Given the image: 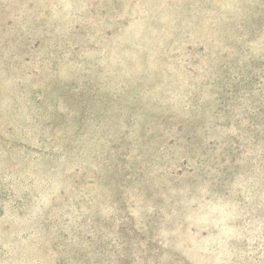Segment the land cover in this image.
I'll return each mask as SVG.
<instances>
[{
    "label": "rangeland",
    "instance_id": "1",
    "mask_svg": "<svg viewBox=\"0 0 264 264\" xmlns=\"http://www.w3.org/2000/svg\"><path fill=\"white\" fill-rule=\"evenodd\" d=\"M0 264H264V0H0Z\"/></svg>",
    "mask_w": 264,
    "mask_h": 264
}]
</instances>
